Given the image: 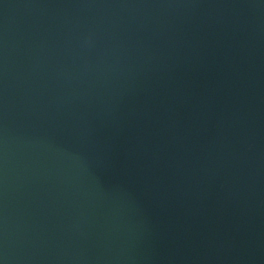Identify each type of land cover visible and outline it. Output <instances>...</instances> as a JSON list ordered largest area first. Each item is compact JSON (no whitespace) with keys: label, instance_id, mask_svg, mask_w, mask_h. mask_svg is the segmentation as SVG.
<instances>
[{"label":"water","instance_id":"obj_1","mask_svg":"<svg viewBox=\"0 0 264 264\" xmlns=\"http://www.w3.org/2000/svg\"><path fill=\"white\" fill-rule=\"evenodd\" d=\"M0 264H264V0H0Z\"/></svg>","mask_w":264,"mask_h":264}]
</instances>
